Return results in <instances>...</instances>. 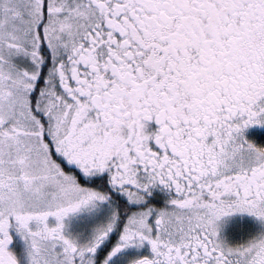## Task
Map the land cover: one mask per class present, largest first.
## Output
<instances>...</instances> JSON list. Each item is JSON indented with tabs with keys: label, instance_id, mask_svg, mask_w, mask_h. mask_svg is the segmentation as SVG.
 Segmentation results:
<instances>
[{
	"label": "snow or ice",
	"instance_id": "obj_1",
	"mask_svg": "<svg viewBox=\"0 0 264 264\" xmlns=\"http://www.w3.org/2000/svg\"><path fill=\"white\" fill-rule=\"evenodd\" d=\"M0 264H264V0H0Z\"/></svg>",
	"mask_w": 264,
	"mask_h": 264
}]
</instances>
